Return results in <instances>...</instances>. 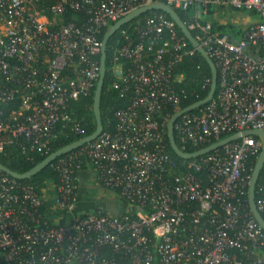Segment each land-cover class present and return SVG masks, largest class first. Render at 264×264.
I'll return each mask as SVG.
<instances>
[{
  "label": "built area",
  "instance_id": "1",
  "mask_svg": "<svg viewBox=\"0 0 264 264\" xmlns=\"http://www.w3.org/2000/svg\"><path fill=\"white\" fill-rule=\"evenodd\" d=\"M157 1L0 0V151L14 145L28 159L48 156L60 124L81 132L71 103L94 94L98 35ZM164 1L192 12L186 27L195 31L218 76L212 99L177 118L179 148L249 129L264 131V0ZM209 7L244 10L258 20L238 36L219 34L204 18ZM176 27L151 15L133 26L137 40L121 31L125 42L113 55L112 87L124 92L130 85L132 97L114 112V133L102 132L56 161L54 208L64 222L49 220L46 200L34 186L0 172V264H264V231L248 199L250 159L256 162L261 138L243 135L192 158L185 171L167 151L165 127L182 110V90L174 87L182 74L172 69L196 51ZM208 83L205 79L202 86ZM14 102L18 107L10 110ZM84 163L103 188L118 189L121 213L96 209L74 215L77 172ZM254 193L264 216V163Z\"/></svg>",
  "mask_w": 264,
  "mask_h": 264
},
{
  "label": "trees",
  "instance_id": "2",
  "mask_svg": "<svg viewBox=\"0 0 264 264\" xmlns=\"http://www.w3.org/2000/svg\"><path fill=\"white\" fill-rule=\"evenodd\" d=\"M56 0H47V3H53ZM98 1V0H97ZM164 1V0H161ZM165 2V1H164ZM180 19L183 21L185 26L188 25V22L191 18V11H181L176 10ZM212 14V7H209L205 15L207 17ZM151 15H162L166 19L171 20L169 16L166 14L157 11L152 10L145 13H142L138 16H136L132 21L129 23H126L125 25H122L108 40L107 47H106V56H105V76L103 81V87L101 91V98H100V114H101V122L103 130L102 132H108L110 134L114 133L116 128V120L114 117V112L126 106L132 97V87L129 85V88L124 91L120 92L112 87V84L117 80V75L114 71V62H113V55L117 48H119L122 43L125 42L124 38L121 36V31L126 30L128 34L131 35V37L134 40H137L138 36L134 33L133 26L137 23L139 25L143 24L145 22L146 17ZM66 21L71 20V13H68L66 16ZM207 20L211 21L213 24V30L219 34H226L230 33L234 30L235 26H232L230 24L228 25H219L218 23L214 22L211 19ZM176 30L179 34H181L180 30L176 27ZM107 31V28H104L101 30L100 34L98 35L100 41H102L105 33ZM192 36H195V31H190ZM230 34H236V32H232ZM187 47L190 49L192 46L190 43H188ZM98 61L100 60V55L97 56ZM124 68L128 66V62L126 60L120 61ZM172 72L174 75H180L182 74V79L174 83V87L178 89L179 91L182 90L181 93V99H180V109H185L192 105L193 103L203 99L209 91L210 88V82H211V71L206 63V61L203 59V57L194 51L192 54L184 56L179 62L175 63L173 66ZM205 79L209 80V83L207 86H202V82H204ZM217 90V87H216ZM72 110L74 111L73 117L75 122L78 124L79 129L81 132H75L71 130L70 124H60L59 128L61 129V132L58 136V138L51 143V152L73 142L76 141L84 136L89 135L92 133L95 129V117L93 112V96L89 98H80L77 101H74L71 103ZM18 102H14L9 106V109H17ZM201 107H199L200 109ZM199 109L192 110L190 112H197ZM5 116H7V108L3 109ZM171 111V110H170ZM172 112V111H171ZM173 114V113H171ZM166 128V127H165ZM165 142L167 144V151L170 155V157L175 161L177 166L181 171L186 170V165L191 159H181L177 157L170 149L168 144L167 136L165 135ZM213 141H211L209 144H211ZM177 145L181 147V145L176 141ZM88 144V143H87ZM87 144H84L76 149L79 150L86 146ZM209 144H203L199 147H194L192 145H186L184 148V152L191 153L195 150L205 147ZM72 150V151H74ZM70 151V152H72ZM70 152H67L65 154H62L58 156L55 160H53L49 165L42 168L40 171L35 173L29 178L25 179H15L18 183L23 185H32L35 187L36 191L39 194H42V191L49 185H57L59 184V172L55 168V163L57 160H59L62 157H65ZM47 157V155H32V159H28L26 155H23L19 152L16 146L9 145L6 146L0 151V163L5 165L10 170L22 174L30 169H32L35 165L40 163L42 160H44ZM254 159H250V164L254 166ZM87 167V163H84L83 168ZM4 174V173H3ZM6 175V174H5ZM7 177L12 178L7 175ZM111 189V188H110ZM112 193H117L118 189H111ZM264 218V216H263ZM109 256H112L113 254L109 251L107 252ZM113 258L117 259L118 257L116 255H113Z\"/></svg>",
  "mask_w": 264,
  "mask_h": 264
},
{
  "label": "water",
  "instance_id": "3",
  "mask_svg": "<svg viewBox=\"0 0 264 264\" xmlns=\"http://www.w3.org/2000/svg\"><path fill=\"white\" fill-rule=\"evenodd\" d=\"M152 10H157L160 11L167 16L170 17V19L175 23L177 28L180 30L181 34L185 36V38L189 41L190 45L196 50L197 53H199L203 59L206 61L208 64L210 71H211V82H210V88L208 91V94L201 100L193 103L189 107L181 110L180 112H177L171 116L169 119L167 126H166V132H167V139H168V144L171 149V151L179 158L181 159H192L194 157L203 155L207 152H210L214 149H217L221 147L222 145L231 142L233 140L239 139L241 136L245 135H254L258 136L261 138L262 145H261V150L260 153L256 159L253 173H252V179L248 187V199H249V208L251 210V213L257 223L260 225L262 230L264 231V218L263 216L259 213V211L256 208L255 205V184L257 182L260 169L264 163V131L258 130V129H249L245 130L243 132H236L232 135L226 136L218 141H215L211 143L210 145H207L205 147H202L194 152L187 153L182 151L179 146L176 143L175 137H174V124L179 117V115L183 112H189L195 109H198L199 107L205 105L207 102H209L212 97L215 94L216 87H217V71L216 68L212 62V60L208 57L204 49L198 44V42L195 40V38L192 36L191 32L187 29L183 21L180 19L177 11L173 9L170 5H168L165 2L162 1H157L154 2L150 5H146L143 7H139L130 13H128L126 16L120 18L118 21H116L113 25L109 27V29L106 31L102 41H101V53H100V71H99V78L96 84V88L93 94V112H94V117H95V129L92 133H90L87 136H84L76 141H73L55 151H53L51 154H49L44 160H42L40 163L35 165L32 169L29 171L19 174L16 173L9 168H7L5 165L0 163V172L15 178V179H25L29 178L38 171H40L42 168L46 167L49 165L53 160H55L58 156L65 154L67 152H70L84 144L90 143L94 141L101 133L103 130L102 127V122H101V114H100V98H101V91L103 87V81H104V76H105V56H106V47L109 38L122 26L125 25L126 23H129L132 21L136 16L152 11Z\"/></svg>",
  "mask_w": 264,
  "mask_h": 264
},
{
  "label": "crops",
  "instance_id": "4",
  "mask_svg": "<svg viewBox=\"0 0 264 264\" xmlns=\"http://www.w3.org/2000/svg\"><path fill=\"white\" fill-rule=\"evenodd\" d=\"M224 10L227 9L212 7V14L207 17V15L203 13L204 18L206 20L207 18L211 19L219 25H228L230 21L225 19ZM230 35L238 36L239 34ZM52 186L53 185H49L42 191L44 199L46 200L47 215L49 220L53 223H62L65 220L56 213L54 208V188ZM123 208V201L115 193L103 188L97 182L92 167L87 166L77 172L74 215L80 216L90 213L93 210L100 209L110 216H116L122 212Z\"/></svg>",
  "mask_w": 264,
  "mask_h": 264
},
{
  "label": "rangeland",
  "instance_id": "5",
  "mask_svg": "<svg viewBox=\"0 0 264 264\" xmlns=\"http://www.w3.org/2000/svg\"><path fill=\"white\" fill-rule=\"evenodd\" d=\"M224 17L226 20L230 21V24L232 26H235L232 32H236V34H239L240 31L244 29L250 21L254 22L258 20V16L255 14L244 10L233 9L224 10Z\"/></svg>",
  "mask_w": 264,
  "mask_h": 264
}]
</instances>
